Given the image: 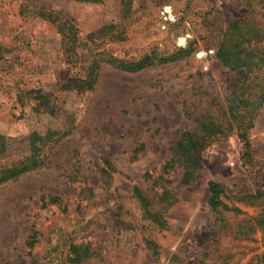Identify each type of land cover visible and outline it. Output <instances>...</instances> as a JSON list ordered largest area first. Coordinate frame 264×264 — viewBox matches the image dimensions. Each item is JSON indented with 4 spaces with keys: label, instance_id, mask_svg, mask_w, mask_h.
<instances>
[{
    "label": "rangeland",
    "instance_id": "rangeland-1",
    "mask_svg": "<svg viewBox=\"0 0 264 264\" xmlns=\"http://www.w3.org/2000/svg\"><path fill=\"white\" fill-rule=\"evenodd\" d=\"M43 1L75 18L84 42V34L108 25L124 32L122 40L113 41L105 32L98 39L103 42L99 48L90 42L82 49L85 55L90 48L106 60L139 59L153 50L170 53L194 39L198 48L188 60L138 72L106 62L93 90L63 91L56 85L81 70V61H66L56 25L35 15L27 0H0V133L20 138L35 131L61 132L46 165L0 180V264H68L69 244L75 242L91 243L95 255L87 264H196L206 252L209 264H220V255L225 257L221 264H264L256 258H264V227L242 238L217 234L208 204L210 180L225 184L234 194L252 193L264 185V108L250 131V163L242 159L244 140L237 133L204 151L199 182L178 187L181 169L171 172L174 181L167 187L177 200L165 213L166 228L145 219L133 196L135 186H152L149 173H161L177 131L191 127L184 101L201 107L207 98L200 101V89L220 101L230 91L233 74L215 57L201 23L207 3L193 0L186 9L184 0H172L162 10L136 3L124 17L120 0ZM215 8L225 21L245 14L236 0H217ZM32 90L54 92V114L33 109L35 100L27 94ZM18 157L0 160V176ZM105 159L116 167L109 185L100 175ZM76 161L86 182L69 179ZM87 185L95 193L89 199L83 191ZM50 194L63 198V204L44 207L41 197ZM226 201L249 215L264 214V206ZM78 204L83 213L76 211ZM32 236L33 248L28 245ZM148 240L158 246V256L148 248ZM213 246L218 247L211 251Z\"/></svg>",
    "mask_w": 264,
    "mask_h": 264
},
{
    "label": "trees",
    "instance_id": "trees-1",
    "mask_svg": "<svg viewBox=\"0 0 264 264\" xmlns=\"http://www.w3.org/2000/svg\"><path fill=\"white\" fill-rule=\"evenodd\" d=\"M32 6L33 13L55 24L61 34L62 48L66 61L75 65L80 61L81 70L73 73L56 85L59 90L76 91L79 94L93 90L100 77V70L108 62L114 68L126 72H138L145 68L157 65H168L182 60H188L197 50V40H191L187 46L179 47L174 51L153 50L139 59H119L112 57L106 60L98 58L89 50L87 55L82 54V49L90 46L99 48L98 39L105 32L110 40H122L124 32L115 31L114 25L84 34L86 42L82 40L81 28L75 18L63 10L52 9L42 0H27ZM101 2L102 0H79ZM124 17L131 14L134 5L140 3L159 7L171 3L172 0H120ZM207 3V11L201 14V23L207 38L215 48V57L228 73L233 74L228 84L230 89L225 99L220 101L212 92L205 89L199 90L200 101L207 98L204 106L194 102L184 101L183 108L186 118L191 121V127H183L177 131V136L171 143V157L163 165L158 176L153 177L152 186L144 190L140 186L134 187L133 196L138 200L143 217L149 219L161 229L167 227L165 213L176 202L175 191L168 188L174 179L170 177L172 171L181 169L178 187L189 186L200 180V169L203 162L204 151L215 141L240 134L244 140V163H250L252 157V144L250 131L255 125L259 112L264 108V0H236L238 5L245 7L242 17L223 20L219 9H216L217 0H203ZM185 8L192 6L193 0H184ZM24 5V4H23ZM22 5V6H23ZM27 6V10H28ZM185 9V10H186ZM184 11V10H183ZM98 41V42H97ZM80 64V63H79ZM35 100L33 109L36 112L54 114L58 103L54 92L42 90L28 91L27 94ZM29 99V97H28ZM61 132L48 130L46 133L32 132L24 137L13 138L0 133V160L19 156L11 166L1 171V182L17 178L22 174L46 165L50 155L59 141ZM143 148L144 145H141ZM138 150H135L137 153ZM136 155V154H135ZM76 161L69 172L70 181H87L82 173V165ZM116 167L105 159L100 167V175L104 184H111ZM169 176V177H168ZM162 189V191H160ZM87 198L95 196L93 187L87 185L83 188ZM208 204L215 214L217 234L230 235L242 238L264 227V214L252 216L243 212L237 206H231L226 200L242 202L251 206H264V185L255 192L234 194L225 184L210 180L208 182ZM41 201L44 207L52 204L62 205L63 198L57 195H43ZM66 205L64 208L66 209ZM122 205H118L121 210ZM76 211L83 213L84 209L78 204ZM232 218V219H230ZM36 238L31 237L28 245L33 248ZM148 248L154 255H159L158 246L153 241H147ZM218 246H213L211 251ZM210 248V247H209ZM208 248V249H209ZM207 249V250H208ZM206 252L196 264H209ZM223 253V252H222ZM224 254V253H223ZM95 255L90 242L69 244L66 260L68 264H87ZM225 257L220 255L216 261L221 264ZM256 258L264 259L261 256ZM252 264V261L249 263Z\"/></svg>",
    "mask_w": 264,
    "mask_h": 264
}]
</instances>
